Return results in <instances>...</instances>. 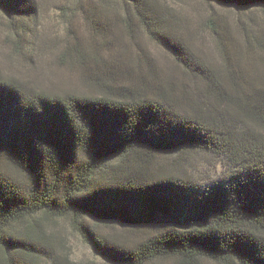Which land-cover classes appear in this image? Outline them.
I'll use <instances>...</instances> for the list:
<instances>
[{
	"label": "trees",
	"instance_id": "obj_1",
	"mask_svg": "<svg viewBox=\"0 0 264 264\" xmlns=\"http://www.w3.org/2000/svg\"><path fill=\"white\" fill-rule=\"evenodd\" d=\"M194 1L205 17L167 0L65 5L93 32L72 51L100 95L0 75V264H79L53 251L55 221L105 264H264V0ZM0 9L28 48L36 1ZM205 154L220 171L201 185ZM110 221L133 234L98 229Z\"/></svg>",
	"mask_w": 264,
	"mask_h": 264
},
{
	"label": "rangeland",
	"instance_id": "obj_2",
	"mask_svg": "<svg viewBox=\"0 0 264 264\" xmlns=\"http://www.w3.org/2000/svg\"><path fill=\"white\" fill-rule=\"evenodd\" d=\"M38 6L37 15L25 25L31 28L36 37L30 39L28 48L16 44L10 36L5 13L0 9V75L20 79L37 90L78 91L80 93L100 95L98 88L82 80L72 48L82 39L88 44L93 32L88 21L74 13L72 0H35ZM109 1V0H107ZM201 1V0H199ZM173 8L183 6L184 16L188 18L201 17L206 13L197 8L194 0H167ZM215 6L214 3H212ZM217 11L233 10L235 7H214ZM73 14V15H72ZM72 17V18H71ZM137 42L144 45L151 55H154L162 70L168 74L172 71L170 59L159 49L147 41L143 32L136 31ZM201 43L211 51V44L206 33H202ZM124 43H128L122 35ZM22 46V47H21ZM21 48V49H19ZM69 51V52H68ZM68 52V54H66ZM131 53V51H129ZM207 53V52H206ZM210 54V53H209ZM211 55V54H210ZM217 60V59H216ZM121 83H118V85ZM191 172L193 179L201 185L208 184L220 171L217 160L205 154L192 158ZM89 222H92L88 219ZM98 229L104 233L115 231L132 235L128 227L120 223L108 222L100 224ZM45 230L52 237V248L56 254L67 255L79 264H105L92 249L84 244L64 221H55L45 225ZM129 231V232H128ZM158 264H171L170 261ZM204 264H213L205 262Z\"/></svg>",
	"mask_w": 264,
	"mask_h": 264
}]
</instances>
